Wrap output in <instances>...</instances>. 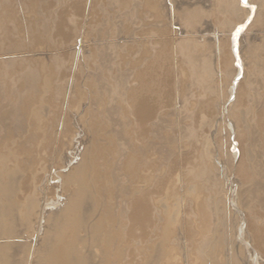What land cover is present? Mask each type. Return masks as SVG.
Listing matches in <instances>:
<instances>
[{"label":"bare ground","instance_id":"bare-ground-1","mask_svg":"<svg viewBox=\"0 0 264 264\" xmlns=\"http://www.w3.org/2000/svg\"><path fill=\"white\" fill-rule=\"evenodd\" d=\"M32 1L30 0V2ZM129 1L130 0H120L119 3L127 6ZM241 1L245 4V0H241ZM4 2H6L7 4V5L4 4L6 5L5 6L6 10L4 12L6 15L5 16L6 23L7 24L10 22L12 23V21L14 20V13L12 11V7L9 5L11 2L9 3V0H4ZM162 2L164 1L146 0L147 7H149L155 18L161 17V20L163 18V20H165V24L167 22L168 24L173 26L174 24H177L176 22L181 23V21H183L182 25H184V28L182 27L183 29L182 28L180 29V34L184 33L187 37L180 39L177 36L179 32H173L175 30L173 31L168 30L170 36L166 33L168 32L166 31V29L165 30L163 29L162 32L160 31L162 41L160 45L161 48H158L160 49L159 53L156 54L155 57L154 56L152 57L147 53L149 56L153 58V60L151 61V57L147 55L148 58H150L151 62L144 69L140 66L141 70L139 71L140 68L139 67L138 71L136 70L133 76L134 77L133 79L136 81L137 87L133 89L131 91V94H129L128 98H126L127 104L125 103V105L127 106V108L129 109L131 108L134 111L136 115V121L138 123L137 132L140 141L139 143L135 142L139 144L138 146L136 145L135 149H131V147H133L131 145L133 144H130V141L128 139L129 137L127 138L123 135V131L126 128L124 126L126 124L124 125L123 122L119 121L121 120V117L118 118L120 116V108L113 104V100L116 98L118 99V101L123 100L125 90L128 88V83L130 82V81L128 82V80L130 79L131 74L133 75V73H131L132 71H130L131 67L134 65L137 67L136 64L134 65L132 64V59L134 56V55L131 56L132 53L127 54L128 56L129 55L131 56V57L129 56L131 59H129L128 56L125 54L129 59V61L125 60V57L123 56L124 57L123 60L116 62L115 59L118 57H116V53L114 49L117 46L113 48L112 44L107 43L98 46L95 52H92L91 55L86 57L85 56L86 51L84 50L86 48H84L85 46L82 41L83 39H81L80 43L79 44L77 43L78 44L77 49L74 51H67V52L62 51L63 52L62 55H59L61 53V50L59 49L60 53H58V56L57 54H55L56 56L53 54L54 56H50V57L45 55H39V57L43 56L44 58H42V60L38 58V61H35V59H33L35 54L37 53L41 54V52H44V50L46 49L45 48L42 51V48H40L41 46L39 47V45L42 44V42H40L41 39L40 36L39 38H37L38 37L37 36L34 40L32 39L30 40V38L27 39L26 46L22 47L21 40L18 39V36H11L12 33L11 31L9 32V29H7L6 26V36H0V107L3 102L11 103L16 100L17 103L14 105L10 104L9 109L5 113H3V111L0 108V264H221L220 263L221 259H223V257L227 258V256L225 255V249L221 247L220 249H218V251L216 252L213 251L205 256L200 255V253L197 251L199 254V256H197L198 258L197 257L193 258L191 259L190 262L187 257L188 250L186 252L184 251V249L177 247V243H178L177 233L180 232L179 229L177 228V224L190 226V222L187 219L189 218L186 216L187 214L185 215L186 211H184V213L179 217V214H181V212L179 211L183 209L181 205L179 206L181 208L178 211L176 205L170 203L171 202L170 190L169 188L166 187V184L168 185V183H166L165 179L164 181H160V182L157 180L156 168L158 164L160 163L162 164V162L164 164L165 162L167 163L170 158L169 155L171 154L168 153L166 148L167 144L169 143L167 142L168 139L165 138L168 135V132L167 133L164 132L165 125L162 124L165 120L164 118H162L161 113H160L161 115L159 114L160 118H162L164 121L160 120L156 115V112L158 111L161 103H163L164 100L167 99L168 89H169V84H167V81L169 80L166 81V78H164L163 76L166 77L167 74L166 73L164 74V72L168 68H172L169 66L171 65V61L175 60L174 59L175 57H173L174 55L180 57L182 62L181 64L187 67V69L189 70V71L187 70L188 74L189 76L192 77L195 74V72L193 73L194 70L193 68L199 69L200 65L199 68L196 67H198L197 64L200 61V59H202V57L205 54L206 55L208 53L210 54L211 52L209 51L214 49L213 47L215 46L217 51V53L216 52L215 53L218 54L219 57L218 61L220 63L222 62L223 64L226 62V60L229 59H227L226 57L225 54L226 49L224 48L225 46H223L224 44L223 41L219 45L218 44L214 45L213 41H211V39L208 38L207 36L208 33L204 34L207 32V29L201 27L202 26L201 23L203 19H201V11H199L200 10L199 8L197 7L192 8L194 10L189 9L190 7L186 8L183 0H172L173 3L172 4L170 3L171 5H167L168 7L163 5ZM45 4L46 3H43L42 5L39 3L37 4L38 5L37 7H40L39 11L41 10V8L43 9L41 11L48 10L49 7L48 5ZM32 6H34V1L32 2ZM104 9L105 8L101 7V5L98 6V0L71 1L70 3L67 4L66 8H63L61 11H59L60 13L59 15L57 14L58 15L57 18L59 19L57 24L58 28L59 27L61 28V26H63L62 25L63 22H67L66 20L65 21L63 20L66 17L69 18V16L71 18V20L69 19L70 21L73 20L75 21V19L76 20L81 19V22L86 21L85 22L86 24L89 23L90 20L95 21L97 19L96 11H98L100 14L101 13L104 14L105 12ZM251 9L253 8L251 7ZM246 10L248 11V9ZM99 17L101 16L99 15ZM250 18L251 17H249V19ZM204 19L206 20V18ZM242 21L243 20H241V22ZM2 22L4 23L5 21ZM16 23L18 24L17 21ZM245 24L243 26H245ZM81 26L83 27V25ZM225 26L227 27L228 25ZM84 28L86 30V27ZM228 28L231 30L230 27ZM230 30L229 32H231ZM233 30L235 29H232V31ZM69 31H67L66 33H68ZM172 32L175 33V36L172 35ZM165 33L167 34V36H169V38H166L167 36L165 35ZM240 33H241V28H238L237 30H235L233 35L231 34L232 36L230 35L232 37L231 44H232V51L234 54V56H231L232 54L230 56L231 58L234 57L233 59L236 61H238L237 46H238ZM198 34L200 35L197 36ZM83 35H86V33L84 34L83 32ZM65 36L69 40L71 33L69 34V36L68 34ZM200 38H202L203 44L197 43V39ZM240 39L243 38L241 37ZM220 40L223 39L220 38ZM227 40H229V38ZM217 42L220 43V41ZM111 43L113 42L111 41ZM156 43L153 44L155 45ZM123 45L125 46V44ZM143 45L145 44L143 43L142 46ZM146 45H148V43ZM130 48L128 49V51L130 50ZM153 48L154 47H152V50ZM152 50L150 51L151 53H153ZM117 51H120V49ZM141 52L140 54L144 52L143 54L146 55L145 51H143L142 53ZM119 53H121V51ZM128 53H130V51ZM136 53L138 52L136 51ZM147 56L145 58H147ZM215 57L217 58L216 55ZM46 59L49 61L51 60L52 63L53 60L54 61L58 60L60 62L62 61L70 62L72 60V62L70 65L67 66L65 65L63 69H60L59 71H55L50 68L49 65L51 64H47L44 62ZM90 60H94V62L97 61L98 64L95 65L92 63L93 68L91 70L86 71V74L82 77L84 79H83V85L80 88L81 90L80 92H82L81 95L83 97L81 99L83 100L81 101L79 99L81 101V103H79L78 102L79 100L75 101L74 99L76 95L75 94L76 89L74 85L76 80L80 76L79 73H81L82 71V67H83L82 64ZM209 60L210 58L206 59L205 62ZM133 61H135V59ZM200 63L201 62H199V64ZM129 66H131L130 70L128 69ZM204 66L206 67V65ZM220 66L221 64H219V67ZM158 67H159L158 71H160L161 67H162L161 71H163L165 68V71L162 72L164 74L163 76L162 74L158 75L159 72L156 70ZM179 68H183V66L180 65ZM200 69L197 72H199ZM213 69L214 67L212 68L211 71L212 73H213ZM223 69H221V71ZM210 70H211V66H210ZM173 71H175V69ZM215 71L216 70H214V73L218 74V72ZM240 71L238 75L241 73ZM230 72H228V74H230ZM253 72L254 71H252V73ZM211 76H209V78ZM205 77L206 76H203L202 81H204ZM223 77L226 78L225 75ZM64 78H68L69 84H73V87L71 90V94L68 95L67 100L65 101L63 107L62 104L59 105L55 102L56 101L54 98L55 85H53L54 83L53 79H64ZM196 80L199 79L197 78ZM207 80L208 79H206V81ZM235 80L237 79L235 78ZM188 81H192V80L188 79ZM188 81L185 80L186 83H188ZM211 81L213 80L211 79ZM214 82L216 84V81ZM228 82H232V81H228ZM131 83L132 82H130L129 84L131 85ZM223 83L225 82L223 81ZM173 84L174 83H172V85ZM180 84L178 86H180ZM231 86H233L234 88L235 83H233V85L231 83ZM192 88H190V90ZM217 88L219 87H216V92H217ZM213 90L212 93L214 92ZM231 92H233V90ZM186 93H190V92H186ZM215 93L214 96L216 95ZM223 93H226V91ZM91 96H93L94 99H92ZM183 99L182 101L184 102L185 99L184 100ZM189 99L190 96L188 98V103H189ZM193 102L195 103V101ZM97 106H98V114L95 113V109H94ZM164 106L166 105L164 104L163 108ZM191 106L194 105L191 104ZM208 108L209 107H206V110ZM228 109L229 108H227V110ZM173 110L171 111L169 110L170 113ZM190 110L186 109L185 111L188 112ZM179 111L182 110L180 109ZM210 111L211 109L209 110V112ZM161 112L163 113L164 111ZM221 113L222 112H220V114ZM127 115L131 116L129 113L125 114L126 117H129ZM69 116L70 117L72 116V120H73L70 126L68 124L69 121H67ZM123 117L124 116H122V118ZM7 119H9V123L5 122ZM69 119L71 120V118ZM130 119L132 118L130 117ZM105 120L107 121L108 124L106 125V127L109 126L110 127L109 130L111 131V133H113L112 138L114 137L115 141L113 140L112 142H114L113 144H115L117 148L116 155L114 156V158L110 157L111 159L110 158L107 159V156L106 159H104L103 157L104 155H102L103 153L101 154L100 153L101 151L99 152L98 149L99 148L98 146L100 145L97 146L95 143L96 141H94L95 131L97 130L96 127L98 128L100 122H104ZM51 121H54V123H58L59 134L55 135V139L53 140L54 143L51 147L50 155L47 156V159H45L46 156H44L42 152L45 150L46 147L45 142L47 137L46 136L47 129ZM204 122H206V120ZM127 123L130 122L128 121ZM221 125L222 124H220V126ZM106 129L108 130V128ZM185 129H183L184 131L183 130L182 131L185 132L186 135L187 134L186 131H190V128H188L189 130L186 129V131ZM162 132H164V134L165 133L167 134L166 136L164 135L165 136L164 138L162 137L163 136ZM133 133H135V130L133 131ZM187 136L189 137V135ZM192 136H190V138ZM231 136L230 138L233 137ZM95 138L97 139V137ZM102 138L99 137L98 140ZM155 140H158V143H156L157 141L155 142ZM112 142L110 144H112ZM115 146H113L112 148H114ZM80 147H82V149ZM104 147L105 146H103V148L100 147L101 150L104 149ZM106 147L109 148L110 145ZM156 152L157 153L159 152L161 154L160 155L161 159L155 158L154 154H156ZM109 161H111V165H109L110 164ZM186 175H188V173ZM166 176L168 177V175ZM176 180L178 181L179 179L177 178ZM193 189L195 190V187L191 188L192 190L191 192L194 191ZM172 190L174 191V188ZM186 191L187 190H185L184 192ZM187 192H189V190ZM191 192L189 193L191 194ZM175 196H177V193ZM178 196L175 198H179ZM194 196L195 195H193V197ZM193 197L191 196V198ZM197 198H200V196ZM180 200H182L181 197ZM201 205H199L198 207H200ZM195 211L197 210L195 209ZM158 215H159V222L161 221L160 224L156 219ZM194 223H193V227H194ZM158 232L159 235L158 236L155 235L158 234ZM155 236L158 237L156 240H155ZM205 238L206 237H204V239ZM258 239L261 240V238ZM190 240H193V238ZM246 243H247L246 245H248L249 242ZM231 252H232V248H231ZM250 254L251 253H249L248 255L250 256ZM252 255H254L253 259L255 260L257 256L254 251H252ZM260 257L261 256H259V258ZM227 259L230 260L229 258ZM252 262L254 263V261ZM228 263L229 261L227 262V264Z\"/></svg>","mask_w":264,"mask_h":264},{"label":"rangeland","instance_id":"rangeland-1","mask_svg":"<svg viewBox=\"0 0 264 264\" xmlns=\"http://www.w3.org/2000/svg\"><path fill=\"white\" fill-rule=\"evenodd\" d=\"M33 1H34V6H32ZM33 1L30 2V0H25V1L24 0L23 1L22 0H9V3L11 2L9 5L12 7V11L14 13V20L12 21V23L10 22L8 24L6 23V17H5L6 15L4 13L6 10L5 6L7 4H6V2H4V0L0 1V36H6V26H7V29H9V32L11 31V33H12L11 36H18V39L21 40L22 47L26 46V42H27L26 40L27 39L30 38V40L31 39L34 40L37 36H38L37 38H39V36H40V38H41L40 42H42V44H40L39 47L41 46L40 48H42V51H43V49L46 48L45 49L46 51L44 50L45 54H44V52H41V54H39V53L35 54V56L33 57V59H35V61H38V58H40L41 60H42V58H44L43 56L39 57V55H45V56L50 57V56H54L55 54H57V56H58V53H60L59 52L60 50H61V53L59 55H62L63 52L74 51L77 49V46L80 43L81 39H83L82 41H83V44L85 46L84 48H86V49H84L86 51L85 52L86 57L91 55L92 52H95L96 48L98 46L104 45L107 43L112 44L113 48H115L117 46L114 49L115 53H116V57L119 58V59L118 58L115 59L116 62L123 60L124 57H125V60L129 61V59H131L130 57L134 55L133 59H132V64L133 65L136 64L137 67L134 65L132 67L129 66V68H128L130 70V67H131L130 71H132L131 73H133V75L131 74V77H130L131 80L129 79L128 82L130 81L132 83H131V85L129 84L130 82L128 83V88L125 90L123 100L118 101V99L116 98L113 100V104L120 108V116L118 118L121 117V120H123V121H121V120H119V121L123 122L124 125L125 124L127 125V126L126 125L124 126L126 128L123 131V135L127 138L129 137L128 139L130 141V144H133V145H131V146H133V147H131V149H135L136 145L138 146L139 145L138 143L140 141V139L138 137V132H137L138 123L136 121V115H135L134 111L131 108L130 109L127 108V106L125 105V103L127 104L126 98H128L129 94H131V91L137 87L136 81L133 79L134 78L133 76H134L136 70L138 71V68L140 66L144 69L153 60L152 57L153 56L155 57L156 54L159 53L160 49H158V48H161L160 45H161V41H162L160 31L162 32L163 29L164 30L166 29V31L175 30L173 32H179L177 36L180 39L187 37L184 33L180 34V29L182 27L184 28V25H182L183 21H181V23L176 22L177 24H174L173 26H171L167 22L165 24V20H163V18H162V20L164 22L161 20V17L155 18V16L153 15V13L149 9V7H147L146 0H130L127 6L119 3L120 0H98V6L101 5V7H104L105 12H104V14L103 13L100 14L98 11H96L97 12V14H96L97 19L95 21L90 20L89 23H87V24L85 23L86 21H84V22L82 21L83 22V24H82L81 19H78V20L75 19V21L74 20L70 21L71 20L70 16L66 15V16H69V18L66 17L63 21L66 20L67 22H63L62 23L63 26H61V28L60 27L58 28L57 24H58L59 19L57 18V16L60 14L59 11H61L63 8H66L68 3H70L71 1H75V0H44L46 2H44L43 0H33ZM50 1H51V3H50ZM163 1L164 2H162V4L165 5L166 7H168L167 5H171L173 3L172 0L171 1L166 0V2H165V0H163ZM183 1H184L186 8L190 7L189 9L194 10L192 8L197 7L200 9L199 11H201V19H203L202 23H201V25H202L201 27L207 29V32L205 31L206 33H204V34L208 33L207 36L209 39H211V41H213L214 45H217V44L219 45L223 41V43L225 44V45L223 44V46H225L224 48L226 50L228 48L227 51L225 50V54H226L227 59H229V60H226V62L223 63L225 66L222 64V62L220 63L218 61L219 57H218V54H216L217 51H216V48H215L216 46H215V47H213L214 49L209 51V52H211L210 54L212 56L209 53L207 55L205 54L202 57V59H200V61H199L201 63L199 64V62H198V64H197L198 67L195 66L196 68H199V65H200V68L203 66L204 69H203V67L201 69L199 68L200 71L197 72L199 69L193 68L194 69L193 73L195 72V74L193 76L194 78L192 76H189V74H188L189 70L187 69V67L185 65L181 64L182 63L181 59H180V57H177V55L173 56V57H175L174 58L175 62L172 60L171 65L169 66L172 68H168L165 71V68L163 67L164 68L163 71H165L164 74L166 73L169 78L167 76L166 77L163 76L164 75L162 73L163 71H161L162 67L160 68V71H158L159 67L156 69L159 72V73L157 72L158 75L162 74V76L164 78H166V81L167 80L170 81V82L167 81V84H169L167 99H165L164 102L161 103V105H160L161 107L159 106V109L157 108L158 111L156 112V115L158 116V118L160 120H163L162 118H164V120H165V121L163 120L165 123L162 121L163 122L162 124L165 125L164 126L165 129L167 128L166 130L164 129V132H166V133L168 132L169 136L166 133L164 134V132H162V135H163L162 137L164 138L167 135L165 138L168 139L167 142L169 144H167L166 148H167L168 153L171 154V155H169L170 158H169V161L167 163L165 162V164H164L162 162V164L161 163L158 164V166L156 168L157 180L160 182V181H164V179H165L166 183H168V185L166 184V187L169 188V190H170V197H171L170 203L175 204L178 211L182 207L184 210L181 209L179 211V212H181V214H179V217L184 213V211H186L185 215L187 214L186 216L189 217L187 219L190 222V226L182 225V224H181L182 225L181 226V225L177 224V228L180 231L178 233L176 231V233L178 234L177 235L178 236L177 247L184 249V251H186V252L188 250L187 257H188L190 262H191V259L199 256L198 252L200 253V255L205 256L207 254H210L213 251L214 252L218 251V249H220L222 247L225 249V255L230 260H228L226 257H223V259H221V261H220L221 264H224V263L227 264L228 261L230 264H232V262H233V264H246V263L252 264L253 263L252 261H254L253 264H255V263L256 264H259V263L264 264V254H263L264 253V243H263L264 242V66H263L264 65V56H263L264 55V47H262V46H264V38H263L264 37V25H263L264 24V0H250V1L245 0V4L241 0H236V1L235 0H195V1L194 0H183ZM230 1H232V2H230ZM246 2H248V3H246ZM38 3L41 5L43 3H46L45 5H48V7H49L48 10L47 11H41V10H43L41 8V10L39 11L40 7H37ZM230 3H231V5H230ZM4 4H6V5H4ZM233 4H235V5H233ZM187 5H189V6H187ZM251 7L253 9H251ZM236 8L238 9V11ZM240 9H241V11H240ZM246 9H248V11ZM207 10H209V11H207ZM231 11H232V13H231ZM251 11H253V12H251ZM203 12H205V13H203ZM244 12H247V13H244ZM236 13H237V15H236ZM248 14H250V15H248ZM99 15L101 17H99ZM207 15L210 17H208ZM19 17H21V18H19ZM249 17H251V18L249 19ZM204 18H206L207 21ZM237 18L239 19V21ZM233 19L235 20V22ZM236 19H237V21H236ZM15 20L18 22V24L16 23ZM241 20H243V21L241 22ZM249 20H250V22H249ZM2 21H5V22L3 23ZM245 22H246V24H245ZM13 24H15V25H13ZM160 24L163 25L164 28ZM244 24H245V26H243ZM64 25H65V28H64ZM81 25H83V27ZM225 25H228V26L226 27ZM218 26H219V28H218ZM84 27H86V30ZM228 27H230L231 30ZM238 28H241V33L239 36L240 42L238 41V46H237V49H238L237 50V60L238 61H236L233 59L234 57L231 58V56H234L233 51H232V44H231V38L232 37L231 36L235 32V30H237ZM18 29H20V30H18ZM232 29H235V30L232 31ZM116 30L118 33L116 32ZM229 30L231 32H229ZM67 31H69L71 33L69 40L65 36L67 34L69 36V34H70L69 32L66 33ZM169 31L166 32L168 35H169ZM83 32H84V34L86 33V35H83ZM173 32H172V35L175 36V33H173ZM166 33H165V35L167 36ZM199 35L200 34H198L197 36H199ZM244 35H245V37H244ZM74 36L75 37L78 36V37L75 38ZM169 36H167L166 38H169ZM228 36H230V37H228ZM241 37L243 39H240ZM220 38H222L223 40H220ZM228 38H229V40H227ZM138 39H139V41H138ZM224 39H225V42H224ZM151 40L153 43H156V42L157 43L154 45L151 42ZM111 41L113 43H111ZM217 41H220V43ZM143 43L145 45L142 46ZM147 43L149 46L146 45ZM197 43L203 44L202 38L197 39ZM123 44H125V46ZM137 44H138V47H137ZM151 44H153L154 46ZM127 45H128V47H127ZM120 46H122V47H120ZM152 47H154V48L157 47V48L156 49L153 48V50H152ZM129 48H130V50H129L130 53H128ZM119 49H120L121 53H119L120 51H117ZM141 50H142V52L145 51L146 55L143 54L144 52L142 53ZM151 50L153 51V53L150 52ZM155 50H157V51H155ZM136 51L139 54L136 53ZM230 51H231V53H230ZM122 52H123V54H122ZM140 52L143 55L140 54ZM227 52H228V54H227ZM117 53H119V54H117ZM147 53L149 55H151L152 57L149 56ZM125 54L126 55L131 54V56L129 55L130 57L127 55L129 59L127 58V56ZM147 55L149 57H151V61ZM215 55L217 56V58L215 57ZM136 56L137 57L139 56L138 59ZM146 56L148 59L145 58ZM143 58H145V59H143ZM208 58H210L211 61L209 60V61L205 62V60ZM134 59L136 62L133 61ZM214 59H217V60H214ZM46 60L44 62L47 64H51V65H49L50 68L55 70V71H59L60 69H63L65 65L66 66L70 65L72 62V60L70 62H64V61L60 62L58 60H55V61L53 60V63H52L51 60L50 61L49 60L46 61ZM177 60L178 61L180 60V61L178 62ZM214 61H215V63H214ZM133 62H135V63H133ZM92 63L95 65L98 64V62L97 61L94 62V60L86 61L82 64V66H83L82 71H81V73H79L80 76L78 77V79L76 80L75 85H74L75 89H76L75 90L76 95L74 98L75 101H77L79 99L81 101L83 100V99H81L83 97L81 95L82 92H80L81 91L80 88L83 85V79H84L82 77L86 74V71L91 70L93 68ZM146 63H148V64H146ZM237 63H239L241 65H239ZM211 64H213V65H211ZM219 64H221V66H223V67H221V66L219 67ZM177 65L179 67L181 65V66H183V68H179ZM204 65H206V67ZM209 65L211 66V70H210ZM214 65H216V66H214ZM173 66H175V67H173ZM212 66L214 67L213 73H214V70H216L215 72H218V74L217 73L213 74L211 72L212 68H213ZM141 67L139 68V71L141 70ZM226 67H228V68H226ZM173 68L175 69V71H173L174 70ZM205 68H207L208 70ZM202 69H203V71H202ZM221 69H223V70L221 71ZM223 71H225V72H223ZM239 71L241 73L238 75ZM252 71H254V72L252 73ZM175 72H176V74H175ZM228 72H230V74H228ZM235 72H237V73H235ZM221 74H222V76H221ZM169 75H171V76H169ZM181 75H183V76H181ZM185 75H187V76H185ZM208 75L209 76L212 75V76L209 78ZM224 75L226 78L223 77ZM236 75H238L239 77ZM172 76L174 79L172 78ZM200 76H201V79H200ZM203 76H206L204 78V81H202ZM234 76L237 80H235ZM195 77H197L199 80H196L197 78H195ZM53 78H55V77H53ZM187 78L189 80H192L193 82L188 81ZM221 78L225 83H223ZM182 79L184 82L182 81ZM206 79H208V80L206 81ZM211 79L213 81H211ZM225 79H227V80L230 79L228 81H232V82H228ZM53 80H54L53 85H55V89H54V93H55L54 98L56 100L55 102L59 105L62 104V106L64 107V104H65V101L67 100L68 95L71 94L73 84H69L68 78L53 79ZM185 80L188 81V83H186ZM195 80H196V82H195ZM205 81H206V84H205ZM214 81H216V84ZM177 82H179V83H177ZM212 82H214V83H212ZM172 83H174V84L172 85ZM180 83H182V84H180ZM198 83H199V86H198ZM231 83H232V85H233V83H235L234 88H233V86H231ZM179 84H180V86H178ZM185 84H187V85H185ZM171 85H172V87H171ZM188 86H189V88H188ZM210 86H212L213 89H215V90H213L212 87H210ZM192 87H194V88H192ZM216 87H219V88H217L218 95L216 92ZM190 88H192V89L190 90ZM175 89H177V90H175ZM210 89H211V91H210ZM235 89H237V90H235ZM212 90L214 91L213 93H212ZM232 90H233V92H231ZM225 91H226V93H223ZM186 92H190V93H186ZM235 92L236 93L238 92V93L236 94ZM214 93L216 94L215 96H214ZM225 94H226V96H225ZM234 94H236V95H234ZM78 95L79 96L81 95V96L79 97ZM125 95H127V96H125ZM188 95L190 96L189 103H188V98H189ZM191 96H194L195 98L191 97ZM91 97H92V99H94L93 96H91ZM91 97H90V99H91ZM214 97H216V98H214ZM191 98L192 99L194 98V99L192 100ZM182 99L184 100V102L182 101ZM216 99L218 102L216 101ZM80 100L78 101L79 103H81ZM166 101L169 103H167ZM193 101H195V103ZM16 103H17L16 100L14 102H11V103L10 102H3L1 104L0 108L3 111V113H5L9 109L10 104L14 105ZM162 104L166 105V106H164L165 109L167 108L166 110L163 108ZM188 104H190V105H188ZM191 104L194 105L195 108H194V106H191ZM170 106L172 109L170 108ZM186 106H187V108H186ZM123 107L125 110L123 109ZM206 107H209V108L206 110ZM183 108H186L187 110H190L191 108L192 109L190 111L186 112L185 111L186 109H183ZM227 108H229V109L227 110ZM94 109H95V113L98 114V106L95 107ZM168 109L170 111L173 109L174 110L170 113V111ZM180 109L182 111H179ZM210 109H211V111L209 112ZM214 109H216V110H214ZM122 110H124V111H122ZM126 110H127V112H126ZM128 110H129V112H128ZM159 110H160V112H159ZM161 111H164V112L162 113ZM165 111H168V112H165ZM202 111H203V114H202ZM124 112H125V114L129 113L131 116L127 115L129 117H126ZM220 112H222V113L220 114ZM204 113H206V114H204ZM159 114L162 116V118H160ZM186 115H188L189 117ZM122 116H124V117L122 118ZM130 117L133 120L130 119ZM69 118H71V120ZM181 118H183V119H181ZM167 119H168V122H167ZM184 119L185 120L187 119V120L185 121ZM205 120H206V122H204ZM67 121H69L68 124L70 126V124H72V122H73L72 116L71 117L69 116ZM128 121L130 123H127ZM5 122L9 123V119H7ZM104 122H100L98 128L96 127L97 130L95 131V136H94L95 140L94 141H96L95 143L97 146L100 145V146H98L99 148L98 147L97 148L99 149V152L101 151L100 152L101 154L103 153L102 155H104L103 156L104 159H106V156H107V159L110 157L114 158V156L116 155L117 148H116L115 144H113L114 142H112V141L113 140L115 141V138L114 137L112 138L113 133H111V131L109 130L110 127L109 126L106 127V125H108L107 121L105 120ZM209 122H210V124H209ZM219 122H221V123H219ZM225 122H227V123H225ZM188 124H190V125H188ZM220 124H222V125L220 126ZM169 125H170V127H169ZM99 127L101 128V130ZM181 127H182V129H181ZM106 128H108V130ZM127 128H128V130H127ZM185 128L186 129L190 128V131H186ZM183 129H185V131L187 133L186 135H185V132H183L184 131ZM132 130L133 131L135 130V133H133ZM231 130H232V132H231ZM1 131H2V129H1ZM3 131H4V129H3ZM97 131H99V132H97ZM189 132H190V134H189ZM98 133L103 138L101 136H99ZM58 134H59L58 123H54V121H51L49 123L48 129H47V135H46L47 137H46V142H45L46 147H45V150L42 152V154L44 156H46L45 159H47V156L50 155L51 147L54 143L53 140L55 139V135H58ZM130 134H132L134 136V138ZM192 134H193L194 138H193ZM187 135H189V137ZM190 136H192L191 137L192 139L190 138ZM230 136L232 138H230ZM95 137H97V139ZM99 137L102 139L98 140ZM106 137H108L109 139L111 138V139L109 140ZM135 137H136V139H135ZM103 139L104 140L106 139V140L104 141ZM147 139H146V141H147ZM131 140H133V141H131ZM134 140H137V141H134ZM110 141L112 142V144H110L111 143ZM135 142H138V143H135ZM155 142L158 143V140H155ZM206 142H208V143H206ZM201 144H202V146H201ZM109 145H110L109 148L106 147ZM103 146H105L106 148L104 147V149H102L103 150L102 151L101 148H103ZM113 146H115V147L112 148ZM169 147H170V149H169ZM80 148L82 149V147H80ZM111 148H112V150H111ZM110 155H113V156H110ZM160 155L161 154L159 152L158 153L156 152V154H154L156 159H159V158L161 159ZM172 161L174 164L172 163ZM46 163H47V161H46ZM109 163H110L109 165H111V161H109ZM164 166H166L167 170L170 172H168L166 170V167H164ZM162 168H164V169H162ZM188 171H190V172H188ZM196 172H197V175H196ZM187 173H188V175H186ZM166 175H168V177ZM177 178L179 179L178 180L179 183L176 180ZM170 181L173 183V185ZM182 181L183 182L185 181V182L183 183ZM180 182H181V184H180ZM172 186L174 188V191H177V192H174L172 190L173 189ZM177 186H179L180 188ZM192 187H195V190L193 189L194 190L193 192H191ZM185 190H187V191L189 190V192H191V194L187 191L184 192ZM196 190H199V191H196ZM195 191H196L197 195H196ZM176 193H177V196L180 193L178 196L179 198H175V197H177V196H175ZM184 193H185V195H184ZM172 195H174V196H172ZM193 195H195L194 197L198 200H196L193 197ZM191 196L193 198H191ZM199 196H200V198H197ZM180 197L182 200H180ZM176 199L178 202L176 201ZM205 199H206V201H205ZM180 205H181V207H179ZM199 205H201L203 207L200 206L201 207L200 208V207H198ZM194 207L197 211H195ZM188 211H189V213H188ZM193 212H195V213H193ZM203 213H204V215H203ZM157 217H156V219L158 220V223L160 224L161 221L159 222V215ZM193 223H194V227H193ZM197 227H199V228H197ZM186 232H187V234H186ZM155 235L158 236L159 232H158V234H155ZM157 236H155V240L158 238ZM202 237H203V239H204V237H206V238L203 240ZM192 238H193V240H190ZM255 238H256V240H255ZM258 238H261V240ZM244 242H245V244H244ZM246 242H249L248 245H246L247 244ZM231 248H232V252H231ZM251 250L254 251L256 256H257V258L255 260L253 259L254 255H252ZM249 253H251L250 254L251 257L248 255ZM248 256L250 259L248 258ZM259 256H261V257L259 258ZM231 258H233V259H231ZM261 258H263V259H261Z\"/></svg>","mask_w":264,"mask_h":264}]
</instances>
